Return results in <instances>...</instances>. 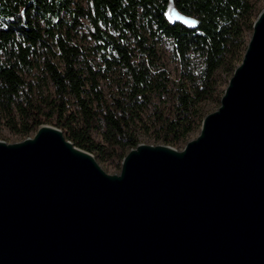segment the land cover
Masks as SVG:
<instances>
[{
  "label": "water",
  "instance_id": "1",
  "mask_svg": "<svg viewBox=\"0 0 264 264\" xmlns=\"http://www.w3.org/2000/svg\"><path fill=\"white\" fill-rule=\"evenodd\" d=\"M0 264H264V7L182 148L138 143L108 174L52 125L0 140Z\"/></svg>",
  "mask_w": 264,
  "mask_h": 264
},
{
  "label": "trees",
  "instance_id": "2",
  "mask_svg": "<svg viewBox=\"0 0 264 264\" xmlns=\"http://www.w3.org/2000/svg\"><path fill=\"white\" fill-rule=\"evenodd\" d=\"M256 2L0 0V123L21 137L60 128L115 170L141 138L180 149L207 104L219 105ZM173 9L195 25L172 20Z\"/></svg>",
  "mask_w": 264,
  "mask_h": 264
},
{
  "label": "rangeland",
  "instance_id": "3",
  "mask_svg": "<svg viewBox=\"0 0 264 264\" xmlns=\"http://www.w3.org/2000/svg\"><path fill=\"white\" fill-rule=\"evenodd\" d=\"M263 7H264V0H257L256 11L259 12ZM170 17H171V12H170ZM249 35L247 36V38H249ZM162 56H163V61L165 63V67H166L167 71L170 73L172 78H176L177 74H178V69H177L176 65L174 64V62L172 61L170 54H169L167 49H163ZM227 80H228V78L221 77L220 82H219V90L224 89ZM217 107H218V105L214 102L207 104V106H206L207 113L215 110ZM32 134L33 133L29 134L28 136H32ZM196 134L197 133H193L192 135H190L189 139L194 138L196 136ZM28 136H26V137H28ZM24 138L25 137H21L19 135L11 133L0 123V140L1 141L7 142V143H13L16 141H20ZM140 143L153 144L152 142H150L146 139H142V138L140 139ZM98 163L104 169V171L107 172L108 174H115V173H118V171H119V170L113 169L112 167H108L104 164H101L100 162H98Z\"/></svg>",
  "mask_w": 264,
  "mask_h": 264
}]
</instances>
